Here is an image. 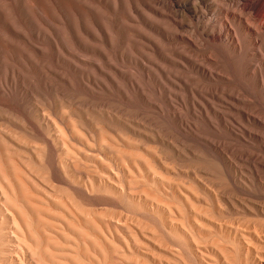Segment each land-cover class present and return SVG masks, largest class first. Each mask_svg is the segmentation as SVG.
Listing matches in <instances>:
<instances>
[{
	"label": "rangeland",
	"instance_id": "rangeland-1",
	"mask_svg": "<svg viewBox=\"0 0 264 264\" xmlns=\"http://www.w3.org/2000/svg\"><path fill=\"white\" fill-rule=\"evenodd\" d=\"M89 1L0 0V264H264V0Z\"/></svg>",
	"mask_w": 264,
	"mask_h": 264
},
{
	"label": "bare ground",
	"instance_id": "bare-ground-1",
	"mask_svg": "<svg viewBox=\"0 0 264 264\" xmlns=\"http://www.w3.org/2000/svg\"><path fill=\"white\" fill-rule=\"evenodd\" d=\"M21 1H23L25 3L31 4V2H34V1H37V0H21ZM88 1H86V0H65L64 4H65V6H67L69 8H73L80 15L81 18H84L86 16L87 18L92 19L93 14H94V16L96 14V5L94 3H92L91 1H89V2ZM67 7H65L66 13H67L68 16L71 17V13H70V11H69V9ZM132 8H133V10L135 12H138L139 15L144 19L143 14L137 9V7L135 5H133ZM177 13L180 14L179 16L181 18H184L185 17L184 11H177ZM225 14L227 16H231L232 15V13L229 12V11H226ZM130 18L133 20V17L132 16H130ZM263 18H264V14H263ZM71 22H72V27H74V24H75L74 20L72 19ZM120 23L122 24L123 27L124 26H127V27H129L131 29H137L136 26H132V25L125 24L121 20V17H120ZM94 24L96 25V27H97V29L99 31H102L103 32L104 36H106V37L109 36L107 30L105 29V27L103 26V24L98 21V19L97 20H96V18L94 19ZM183 26H184V23L179 22V27L182 28ZM251 26H250L249 22L243 21V26L240 27L241 29L238 28L239 29V32H240V37H241V33L242 32L244 33V31H248V32L251 31V32H254V33H260L261 36H264V28H262L261 31H258L257 32V30L254 29L253 26L252 27ZM84 28H85V30H87V34L89 35V37H93V38L96 39V35L92 31V29H90V27H88V26L85 27L84 26ZM235 28H234V34H235L236 38L238 39L239 36H238V33L236 32ZM144 37L146 38L147 36L145 35ZM259 38H260V36H259ZM186 39L188 41L187 42L188 43L187 49H188L189 54H190V57L189 58H185L186 61L190 62L193 59H195L196 61L203 60L205 63L202 64V65H198V67H199V69L204 74L210 73L211 68H215V69H219V71H223V69L220 66V64L222 62L228 60V58H230V56H228L227 53H225L224 48H222L221 46H219V45H217V44H215V43H213L211 41H206V42L203 43V46L209 48V51L207 53L203 54V53H199V51H201L203 48H200V47L195 46V44L193 43V40L190 37H186ZM259 40L261 41V39H259ZM238 45H240V44L238 43ZM191 47H193V48H191ZM263 49H264V47H263ZM233 50H236V51H234V52H236V54H233L234 57H242L243 51L238 46L235 47ZM259 55H260V53H259ZM259 59H260V61L262 63H264V61H263L262 58H259ZM228 65L233 70L232 66L230 64H228ZM263 74H264L263 71L261 69L257 68V75L259 76L258 80L260 81L259 83H262L263 82L262 81L263 80V76H264ZM261 86H262V84H261ZM243 88H245L244 89V92L246 94H249V96L251 98H259V99H261V94H264V87H257V88H260L259 90H260L261 94L260 93L258 94V92L256 90L254 91L253 88H248L247 86L246 87H243ZM238 94L244 95L243 93H238ZM198 97H200L198 94L196 96L193 95L192 96V100L201 109L202 112H204L205 114L208 115L209 110H214V108L212 106L213 102L211 100H208V99H205V98H202L201 100H197ZM5 172H6L5 169L3 168L2 164L0 163V173L1 174H4ZM17 190H18V196H19V198H21V199L26 198V195L24 193L20 192L19 189H17ZM11 195H12V197H8L7 198V202L10 205L16 206V203H15V201H17L16 195L13 192L11 193ZM24 219H25V223L26 224L29 223V221H28L27 218H24ZM33 221H36L37 223H39L40 222V219L38 217L33 216ZM29 235H30V237H33V235L31 233H29Z\"/></svg>",
	"mask_w": 264,
	"mask_h": 264
}]
</instances>
